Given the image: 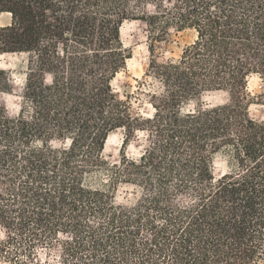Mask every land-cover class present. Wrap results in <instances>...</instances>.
Segmentation results:
<instances>
[{"label": "trees", "instance_id": "1", "mask_svg": "<svg viewBox=\"0 0 264 264\" xmlns=\"http://www.w3.org/2000/svg\"><path fill=\"white\" fill-rule=\"evenodd\" d=\"M2 13L12 19L0 24V54H25L27 71L11 113L13 72L0 68V257L40 264L42 249L58 264H264V120L251 116L248 91L251 76L264 83V0H0ZM128 20L146 23V75L161 86L121 100ZM172 30L194 39L164 58ZM219 90L229 102H200ZM141 94L149 116L135 106ZM138 133L144 149L131 158ZM220 152L232 170L217 179ZM122 185L133 200H117Z\"/></svg>", "mask_w": 264, "mask_h": 264}, {"label": "rangeland", "instance_id": "2", "mask_svg": "<svg viewBox=\"0 0 264 264\" xmlns=\"http://www.w3.org/2000/svg\"><path fill=\"white\" fill-rule=\"evenodd\" d=\"M12 16L10 13L0 14V24L11 22ZM194 31L172 30L171 35L167 41L159 43L158 51L161 52L162 57L178 56L182 52V48L194 39ZM122 38L125 46L133 53L129 59L126 68L117 76L114 81V86L118 98L126 100L128 95H137L138 92L156 90L161 85L152 77H148L146 72L149 65V39L148 30L145 22L140 20H128L122 27ZM27 56L25 54L7 53L0 54V68L10 69L13 72L16 90L9 94L8 106L9 111L14 113L18 110L21 102L17 90L23 85L27 71ZM248 91L252 96V102L249 110L254 119L264 120V103L262 101V93H264V83L259 76L253 75L249 78ZM142 100L138 104L135 102L136 107H140L142 113L149 116L153 113V108L149 103L148 97L141 94ZM133 101L134 98H133ZM200 102L205 106H215L229 102V94L227 91H208L203 94ZM196 101H192L187 105V109H194ZM124 132L118 130L111 134L108 139L105 156L111 162H116L121 157V148L124 141ZM145 138L141 133L132 138L126 148V153L131 158L139 157L144 149ZM232 170V158L228 153L220 152L214 159L215 177L218 179L224 174ZM105 172H100L95 177L98 179L105 177ZM118 201H131L134 199L132 189L129 186L122 185L117 193ZM0 238H5L4 231L0 230ZM37 259V260H36ZM35 260L40 264H58L60 258L58 255L50 252L49 250H38L37 258ZM0 264H9L3 257H0Z\"/></svg>", "mask_w": 264, "mask_h": 264}]
</instances>
